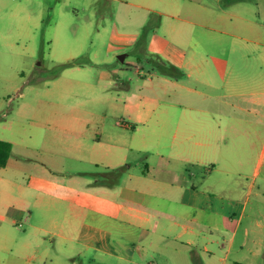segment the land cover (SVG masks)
<instances>
[{"label": "crops", "instance_id": "0c3cea01", "mask_svg": "<svg viewBox=\"0 0 264 264\" xmlns=\"http://www.w3.org/2000/svg\"><path fill=\"white\" fill-rule=\"evenodd\" d=\"M119 1L138 10L124 20L142 29L115 26L111 48L132 47L187 68L188 83L156 85L154 92L146 83L123 91L113 85L110 104L124 111L114 123L130 137L96 131L91 145L78 144L75 156L105 170L126 165L117 184H100L101 172L55 179L56 158L48 154L41 158L43 170L26 179L15 173L21 166L11 157L0 166V264H90L99 254L123 264H200V255L202 264H227L232 251L258 256L264 201L249 202L258 183L264 186V0H255L257 19L213 12L196 0ZM145 27L150 30L139 45ZM147 124L152 127L140 132ZM132 152H145L139 172L129 170ZM196 168L218 178L195 182ZM87 174L93 179L83 178ZM33 191V201L47 210L67 205L43 214L44 224L31 211L21 230L18 206ZM149 253L154 259L144 262ZM239 260L235 264H247Z\"/></svg>", "mask_w": 264, "mask_h": 264}, {"label": "rangeland", "instance_id": "374dc122", "mask_svg": "<svg viewBox=\"0 0 264 264\" xmlns=\"http://www.w3.org/2000/svg\"><path fill=\"white\" fill-rule=\"evenodd\" d=\"M195 2L204 3L213 12L227 10L258 18L255 0H239L234 4H230L234 2L230 0ZM187 5L183 6V15H187ZM138 13L135 8L124 7L119 0H0V139L12 142L11 161L21 166V170L15 172L21 179H26L27 173L43 170L41 158L45 154L56 158L57 168L52 173L58 180H81L72 176L74 171L106 172L102 167L78 159L75 154L78 144L91 145L99 130L110 136L130 137L114 123L124 111L110 104V96L116 89L113 85L123 91L125 86L133 88L146 83L147 91L154 92L156 85L170 89L176 80L188 83L187 68L178 67L179 74L169 63H157L155 57L137 53L132 47L111 48L115 45L112 40L113 45L110 42L115 26L121 32L142 29L139 22L124 20V16ZM148 30L150 27L146 28ZM122 53L126 54L123 61L118 57ZM110 76L112 78L107 79ZM146 77L149 80L143 81ZM202 89L211 93L207 88ZM147 126L152 127L151 124L141 126L140 132ZM170 141L169 135L167 142ZM151 147L155 148V144ZM144 154H130V171L143 169ZM136 162L139 166L134 164ZM195 171V182L202 178L209 182L218 178L216 173L205 175L202 168ZM123 175L125 173L119 180ZM83 178L93 179L89 174ZM260 182V189L255 190L249 205L257 203L259 198L264 201L260 197L264 195ZM35 194L33 191L28 201L19 203L21 230L27 228L26 217L31 211L34 221L44 224L47 218L43 214L57 213L67 205V202L63 206L55 203L47 210L42 201H33ZM260 211L264 214V202L260 203ZM50 254L54 257V252ZM239 255L240 263L264 264V245L258 256L248 250L232 251L227 264H235ZM153 256L149 253L144 262L154 259ZM199 257L198 262L202 264V255ZM95 259L96 263L90 264H123L104 254Z\"/></svg>", "mask_w": 264, "mask_h": 264}, {"label": "trees", "instance_id": "16d2710c", "mask_svg": "<svg viewBox=\"0 0 264 264\" xmlns=\"http://www.w3.org/2000/svg\"><path fill=\"white\" fill-rule=\"evenodd\" d=\"M230 1H236V0H230ZM145 42H146V29L143 30V32H142V34L138 40V44L144 45ZM155 59H158L157 63H169V62H166L164 60H161L157 56L155 57ZM169 64L171 65V68L173 70H175L179 74L181 73L180 69L177 66H175L172 63H169ZM12 148H13L12 142L0 139V166H5L6 163L8 162V160L12 154ZM126 169H127V166L123 165V166L117 167L115 169H110V170H107L106 172L99 174V177H101V179L99 178L101 181L100 184H107V183H112V182L117 184L120 176L122 175V173H124V171H126ZM110 179H113V181L110 182L109 181Z\"/></svg>", "mask_w": 264, "mask_h": 264}, {"label": "water", "instance_id": "95a60500", "mask_svg": "<svg viewBox=\"0 0 264 264\" xmlns=\"http://www.w3.org/2000/svg\"><path fill=\"white\" fill-rule=\"evenodd\" d=\"M125 55H126V54L122 53V54H119V56H118V57L120 58V60H121V61H123V60H124V58H125Z\"/></svg>", "mask_w": 264, "mask_h": 264}]
</instances>
